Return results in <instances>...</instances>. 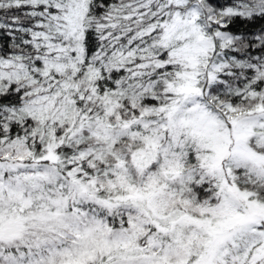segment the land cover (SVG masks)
Here are the masks:
<instances>
[{"label": "rangeland", "instance_id": "1", "mask_svg": "<svg viewBox=\"0 0 264 264\" xmlns=\"http://www.w3.org/2000/svg\"><path fill=\"white\" fill-rule=\"evenodd\" d=\"M55 1L59 9L49 11L46 28L37 35L43 52L38 54L46 60L43 71L35 75L42 77L44 85L40 81L41 86L34 87L38 92L27 108L30 114L51 120L58 130V116L51 119L47 114L57 100L64 105L61 114H66L63 91L71 98L72 93L80 94V84L72 81L71 74L61 80L51 74V68L58 72L62 62L50 60L47 53L56 51L60 60L81 65L87 0ZM197 5V9L176 10L165 26L163 38L183 60V68L167 83L171 94L169 100L164 98L166 119L155 116L153 120L160 122L153 126L151 121L137 119L142 121L140 127L151 126V136L147 138L136 126L129 130L132 118L112 114V106L101 115L68 112L72 117L66 133L69 141L83 126L104 145L126 133L146 137L144 145L132 151L130 161L139 169L158 156L156 170L151 174L146 170L149 179L140 181L135 172L117 169L110 173L114 176L107 190L103 180L84 177L78 165L68 169L54 147L62 138L48 141L42 153L35 144L0 138V264H251L254 259L264 264V201L235 179L238 167L258 174L263 171L264 155L254 150L249 139L264 129V107L257 113L230 114L199 100L204 83L213 80L215 72L205 61L213 37L200 23L206 18ZM208 13L207 18L219 19ZM0 66V84L30 73L22 72V63L13 59L1 60ZM256 123L262 124L259 129ZM84 153L91 150L82 149ZM116 155L117 163L124 165L123 154ZM184 158L197 161L215 178L214 189L207 192L210 197L203 202L201 198L197 206L188 204L190 192L182 186L187 177L182 171ZM157 170L175 184L160 181ZM113 209L119 210L116 219L112 216L118 211ZM123 217L114 226V220ZM143 224L146 233L141 231Z\"/></svg>", "mask_w": 264, "mask_h": 264}, {"label": "trees", "instance_id": "2", "mask_svg": "<svg viewBox=\"0 0 264 264\" xmlns=\"http://www.w3.org/2000/svg\"><path fill=\"white\" fill-rule=\"evenodd\" d=\"M190 3L192 5L189 0H87L80 36L83 49L81 65L70 59L60 60L61 56L56 51L47 53L50 60L58 58V62H62L58 72H64L63 76H59L53 67L51 74L60 80L71 74L72 81L80 84V88L77 87L80 94L72 93L71 98L65 89L63 91L66 114H61L64 105L59 100L54 104L52 114L50 109L47 110V117L54 119L58 116L55 120L60 128L57 130L53 128L51 120L30 114L27 106L38 92L33 91L34 87L41 86L40 81L44 85L42 77L39 79L35 75L43 71V61L46 60L43 54H38V51L43 52L37 35L46 28L49 11H56L59 6L55 0H0V61L13 59L22 63V72L31 73L0 84V138L6 141L18 139L26 146L35 144L39 153L47 151L48 141L62 138L54 147L58 156L67 162L68 169L78 165L84 177L95 176L96 181L103 180L104 189L107 190L110 189L107 187L108 180L114 176L110 173L117 169H122L124 173L126 170L135 172L133 176L140 181L149 179L147 173L156 170L158 156L139 169L130 161L132 151L151 136L150 125H139L142 124L141 120L151 121V125H155L160 122L153 120L155 116L166 119L164 108L168 101L164 98L169 100L171 94L166 86L176 72L183 68V60L172 53L173 46L163 38L164 29L172 13L176 10L184 11L188 7L196 8L197 3L201 6L198 10L207 21L201 19L200 23L204 25L206 34L213 37L214 44L205 61L208 65L212 64V71L215 72L214 79L204 83L199 100L218 112L247 115L262 111L264 0H190ZM208 12L219 19L215 21L207 18ZM11 67L8 65V69ZM111 106L112 114L120 113L125 119L132 118L129 130L136 126L137 131L146 134L147 138L140 135L131 137L126 133L120 139L114 138L104 145L100 137L96 138L83 126L81 131L77 129L71 141L68 140L66 133L72 123L68 112L73 115L74 111H80L84 117L89 114L101 115ZM107 116L104 115L105 118ZM113 118L110 115L106 119ZM139 118L140 121L137 120ZM256 124H259L256 129L262 125ZM164 132L167 141L169 137L167 131ZM261 134H264V129L249 139V143L254 150L264 155V136ZM99 143L102 145L99 146ZM85 148H89L92 155H83L82 149ZM120 153L123 154L124 165L117 163L120 158L116 154ZM183 160L182 171L187 177L185 183H178L190 192L188 204L197 206L210 197L207 192L210 188L214 189L212 181L215 178L202 170L197 161H190V158ZM262 169V173L258 174L238 167L235 179L245 188H253L256 199L264 201V165ZM157 171L160 181L166 179L172 185L175 184L162 170ZM210 183L212 185L209 187ZM201 198L202 202L198 203ZM113 211H118L112 216L116 219L119 210ZM123 221L124 217L114 220V226ZM143 229L146 233L147 226L144 224L141 231ZM259 250L257 253H260ZM254 261L251 264H255ZM215 264L223 262L217 261Z\"/></svg>", "mask_w": 264, "mask_h": 264}]
</instances>
